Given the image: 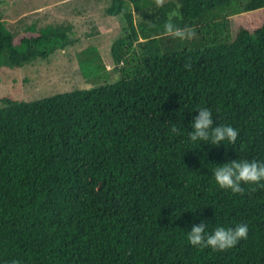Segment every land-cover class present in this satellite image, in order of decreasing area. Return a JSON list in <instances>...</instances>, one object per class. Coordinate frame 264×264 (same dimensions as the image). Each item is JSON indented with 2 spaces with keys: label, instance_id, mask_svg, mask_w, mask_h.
<instances>
[{
  "label": "trees",
  "instance_id": "16d2710c",
  "mask_svg": "<svg viewBox=\"0 0 264 264\" xmlns=\"http://www.w3.org/2000/svg\"><path fill=\"white\" fill-rule=\"evenodd\" d=\"M103 2L123 19L117 79L89 46L102 84L81 61L94 86L0 98V264H264V181L234 194L213 175L230 160L264 163V15L253 32L230 17L264 0ZM170 16L196 37L165 35ZM72 34L65 21L14 32L1 19L0 69L48 59L76 45ZM200 107L238 131L235 144L190 140ZM201 222L249 231L214 251L188 242Z\"/></svg>",
  "mask_w": 264,
  "mask_h": 264
},
{
  "label": "rangeland",
  "instance_id": "374dc122",
  "mask_svg": "<svg viewBox=\"0 0 264 264\" xmlns=\"http://www.w3.org/2000/svg\"><path fill=\"white\" fill-rule=\"evenodd\" d=\"M60 1L63 0H0V20L4 19L12 31L21 32L25 25L37 21L44 25L65 21L73 25L71 36L74 35L77 39L76 45L58 51L48 59H38L39 61L19 68L0 69V98L15 92L21 99L31 101L55 93L94 86L95 81L87 83L80 64L81 61L87 64L92 60L85 72L90 74L89 78L96 76L98 70L93 63V54L84 51L89 46L98 47L105 66L110 70L109 78L111 81L117 79L118 75L113 70L115 64L111 56V45L123 30L121 15L107 16L102 0H65L66 5ZM263 14L260 9L230 17L235 28L245 26L253 32L261 23ZM106 76L108 75L100 78L97 75L98 84H102Z\"/></svg>",
  "mask_w": 264,
  "mask_h": 264
},
{
  "label": "clouds",
  "instance_id": "9594fccd",
  "mask_svg": "<svg viewBox=\"0 0 264 264\" xmlns=\"http://www.w3.org/2000/svg\"><path fill=\"white\" fill-rule=\"evenodd\" d=\"M65 2V0L60 1L62 4ZM155 3L157 7L164 6V0H155ZM164 32L165 35L180 40H191L196 37L194 28L188 26L182 28L175 25L171 16L164 24ZM185 69L191 71V63H186ZM191 128L192 131L189 132L191 141L207 142L215 146L226 145L225 141L228 144H235L239 135L231 125L214 126L213 113L206 107L198 108V115L195 116ZM171 131L178 133L179 130L173 126ZM213 175L216 184L221 189L231 190L234 194L243 193L242 184H259L264 181V163L255 160H230L215 167ZM206 228L207 225L204 222L199 225L194 224L191 231L187 232L188 242L194 247L211 248L220 252L235 247L240 240L247 238L249 231L247 224H237L235 227L217 226L210 233L206 232ZM12 264H18V262L13 261Z\"/></svg>",
  "mask_w": 264,
  "mask_h": 264
},
{
  "label": "crops",
  "instance_id": "0c3cea01",
  "mask_svg": "<svg viewBox=\"0 0 264 264\" xmlns=\"http://www.w3.org/2000/svg\"><path fill=\"white\" fill-rule=\"evenodd\" d=\"M80 16V15H79Z\"/></svg>",
  "mask_w": 264,
  "mask_h": 264
}]
</instances>
